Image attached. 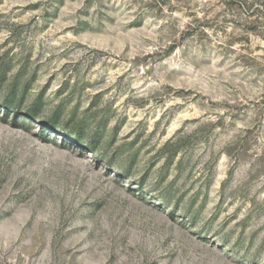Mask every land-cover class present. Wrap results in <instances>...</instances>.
Here are the masks:
<instances>
[{
  "label": "rangeland",
  "instance_id": "1",
  "mask_svg": "<svg viewBox=\"0 0 264 264\" xmlns=\"http://www.w3.org/2000/svg\"><path fill=\"white\" fill-rule=\"evenodd\" d=\"M0 264H264V0H0Z\"/></svg>",
  "mask_w": 264,
  "mask_h": 264
},
{
  "label": "trees",
  "instance_id": "2",
  "mask_svg": "<svg viewBox=\"0 0 264 264\" xmlns=\"http://www.w3.org/2000/svg\"><path fill=\"white\" fill-rule=\"evenodd\" d=\"M37 103V102H36ZM35 103V104H36ZM34 104V103H33ZM35 106V105H34ZM3 107L5 108V109H11V110H16V108H17V106H16V104H15V101H11V102H9V98H6L5 99V101L3 102ZM36 110H30V112L29 113H27V114H24L23 115V117L24 118H27V119H36ZM52 126H53V124H51ZM89 147V151L91 152V153H96V148H94V146H88Z\"/></svg>",
  "mask_w": 264,
  "mask_h": 264
}]
</instances>
